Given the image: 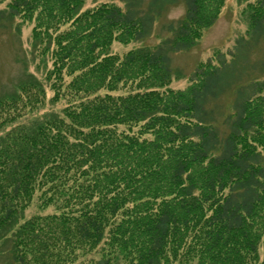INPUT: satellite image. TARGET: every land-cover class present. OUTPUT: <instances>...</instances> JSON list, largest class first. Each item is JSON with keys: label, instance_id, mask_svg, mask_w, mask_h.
<instances>
[{"label": "trees", "instance_id": "trees-1", "mask_svg": "<svg viewBox=\"0 0 264 264\" xmlns=\"http://www.w3.org/2000/svg\"><path fill=\"white\" fill-rule=\"evenodd\" d=\"M124 1L77 12L86 0H0L47 43L51 102H65L24 124L46 102L42 83L0 98V233L16 227L11 264H264V78L240 88L224 129L215 102L234 50H214L186 86H170V54L195 46L226 0L158 10ZM247 1L254 41L264 0ZM179 3L185 12L158 45L111 51L148 36ZM34 199L53 211L24 220Z\"/></svg>", "mask_w": 264, "mask_h": 264}, {"label": "rangeland", "instance_id": "rangeland-1", "mask_svg": "<svg viewBox=\"0 0 264 264\" xmlns=\"http://www.w3.org/2000/svg\"><path fill=\"white\" fill-rule=\"evenodd\" d=\"M110 1L124 6V0H86L77 12H82L95 4ZM165 0H154V9L158 10ZM145 0L143 8L146 9ZM247 0H226V4L218 21L205 31L203 38L192 48L170 54V66L173 80L171 87L181 88L189 83V77L198 64L207 61L216 49L226 52L235 51L238 60L224 92L215 102L218 125L224 129L223 114L232 111L238 92L242 86L253 79L264 78V36L258 35L253 41L249 30V15L246 9ZM185 6L182 3L169 6L156 18L151 32L145 38L130 42H114L111 51L126 52L132 48L155 46L163 41L170 32L167 30L170 22H176L183 16ZM32 23L23 22L18 16H12L5 3H0V98L14 94L24 82L37 80L45 87L46 102L37 110L22 119L21 123L33 124L47 117L61 113L65 102H51L53 90L44 79L47 64L51 66V52L42 53L44 45L37 44L32 35ZM243 40V41H242ZM227 59H232L227 53ZM3 132H0V142ZM52 208L40 209L34 201L25 210L24 220L38 213L52 212ZM16 227L10 226L0 233V264H11L12 238ZM100 252L94 257L99 259ZM117 264H124L119 262Z\"/></svg>", "mask_w": 264, "mask_h": 264}]
</instances>
